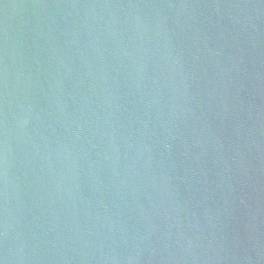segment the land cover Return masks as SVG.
<instances>
[{"label":"water","instance_id":"obj_1","mask_svg":"<svg viewBox=\"0 0 264 264\" xmlns=\"http://www.w3.org/2000/svg\"><path fill=\"white\" fill-rule=\"evenodd\" d=\"M0 264H264V0H0Z\"/></svg>","mask_w":264,"mask_h":264}]
</instances>
